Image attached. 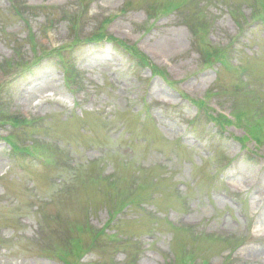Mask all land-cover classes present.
<instances>
[{
    "label": "rangeland",
    "instance_id": "obj_1",
    "mask_svg": "<svg viewBox=\"0 0 264 264\" xmlns=\"http://www.w3.org/2000/svg\"><path fill=\"white\" fill-rule=\"evenodd\" d=\"M161 6L181 11L152 22ZM261 15L264 0H0V264H264V150L197 103L264 128Z\"/></svg>",
    "mask_w": 264,
    "mask_h": 264
},
{
    "label": "trees",
    "instance_id": "obj_2",
    "mask_svg": "<svg viewBox=\"0 0 264 264\" xmlns=\"http://www.w3.org/2000/svg\"><path fill=\"white\" fill-rule=\"evenodd\" d=\"M19 15H24L25 13H20V12H17ZM74 19H73V23H74ZM107 22H109L108 20H105L103 23H102V25H101V27H99V28H102ZM94 36V38L95 39H100V38H103V33H99V32H97V31H95V32H93L92 34H91V36ZM105 36V35H104ZM90 40H92V39H90ZM125 46H126V48L128 49V51L130 52V55H131V57H132V59H133V62H134V66H148L149 64V60H148V58L144 55V54H142L140 51H138V50H136L134 47H132V46H127L126 44H124ZM63 50H65V49H63ZM65 51H57V54L59 55V56H61V57H63L65 54ZM156 72H158L157 70H155ZM158 74V73H157ZM26 122L24 121V122H18L17 124H19V125H22V124H25ZM55 258L56 259H65V255H62V254H57L56 256H55Z\"/></svg>",
    "mask_w": 264,
    "mask_h": 264
}]
</instances>
